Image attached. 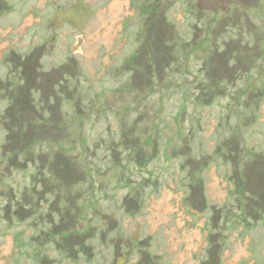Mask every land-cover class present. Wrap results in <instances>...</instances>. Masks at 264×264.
I'll use <instances>...</instances> for the list:
<instances>
[{
	"label": "rangeland",
	"instance_id": "obj_1",
	"mask_svg": "<svg viewBox=\"0 0 264 264\" xmlns=\"http://www.w3.org/2000/svg\"><path fill=\"white\" fill-rule=\"evenodd\" d=\"M75 1L0 0L1 30L50 36L63 104L45 149L50 215L24 210L18 238L11 175L0 179V264H264V0L216 15L197 0L150 14L83 0L85 30L52 28Z\"/></svg>",
	"mask_w": 264,
	"mask_h": 264
},
{
	"label": "flooded vegetation",
	"instance_id": "obj_2",
	"mask_svg": "<svg viewBox=\"0 0 264 264\" xmlns=\"http://www.w3.org/2000/svg\"><path fill=\"white\" fill-rule=\"evenodd\" d=\"M37 29L33 26L0 29V39L6 43L0 53V179L11 175V206L6 204L5 210L9 213L11 208L8 221L17 238L24 210L51 209L54 165L45 149L51 148V139L47 137L51 112L63 109L56 91L52 96L50 36H44L40 42ZM141 53L144 56L146 50ZM31 118L41 127L37 136ZM58 152H66L62 142ZM63 164L66 172L67 166ZM65 177L63 173L61 178ZM49 211L43 215H50ZM27 236L34 240V234Z\"/></svg>",
	"mask_w": 264,
	"mask_h": 264
},
{
	"label": "water",
	"instance_id": "obj_3",
	"mask_svg": "<svg viewBox=\"0 0 264 264\" xmlns=\"http://www.w3.org/2000/svg\"><path fill=\"white\" fill-rule=\"evenodd\" d=\"M261 0H197L196 8L200 12H229L231 6H237L244 11L257 9ZM93 16V10L89 3L77 0L66 9L56 11L50 21V26L54 29H60L66 25L77 32L86 29ZM126 245V243H124Z\"/></svg>",
	"mask_w": 264,
	"mask_h": 264
},
{
	"label": "trees",
	"instance_id": "obj_4",
	"mask_svg": "<svg viewBox=\"0 0 264 264\" xmlns=\"http://www.w3.org/2000/svg\"><path fill=\"white\" fill-rule=\"evenodd\" d=\"M135 1H137V2H136V5L134 7L137 8V10L139 11V14L142 13V12H146L147 14L148 13L150 14V13H152L153 10H154L153 12H155V10L157 11L158 4H159V0H152L153 3H148L150 0H146V1L145 0H140L142 2H144V1L146 2V3H143L142 5L139 4L138 0H135ZM70 237H71L70 234H67L64 237H62V239L60 241L61 242V245H62L63 242H65V250H69V248H70L69 247L70 246V242H68V240H70ZM66 241L68 242V244H67ZM45 243L48 244L47 242H45ZM16 245L17 246H22V245H25V244H20L18 242V243H16ZM69 256H71V255H69ZM206 262H204L203 264H207ZM217 262L219 264V262H220L219 257L213 258V260L209 264H217Z\"/></svg>",
	"mask_w": 264,
	"mask_h": 264
}]
</instances>
